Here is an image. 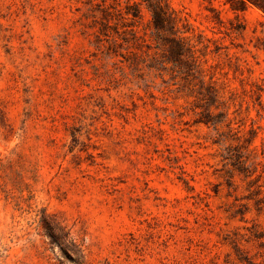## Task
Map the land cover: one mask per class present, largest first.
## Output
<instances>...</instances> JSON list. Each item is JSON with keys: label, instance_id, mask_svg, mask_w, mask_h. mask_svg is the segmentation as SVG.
Instances as JSON below:
<instances>
[{"label": "rangeland", "instance_id": "obj_1", "mask_svg": "<svg viewBox=\"0 0 264 264\" xmlns=\"http://www.w3.org/2000/svg\"><path fill=\"white\" fill-rule=\"evenodd\" d=\"M162 3L0 0V264H264V13Z\"/></svg>", "mask_w": 264, "mask_h": 264}, {"label": "trees", "instance_id": "obj_2", "mask_svg": "<svg viewBox=\"0 0 264 264\" xmlns=\"http://www.w3.org/2000/svg\"><path fill=\"white\" fill-rule=\"evenodd\" d=\"M146 3L147 8L151 13V22L153 30L151 36L153 39H162L166 42L170 40L175 43L177 51L176 54H182L184 37L179 36V32H185L178 29H174L172 14L168 8L162 3V0H141ZM225 3H229L230 7L234 10H245L249 4H252L259 8L264 13V0H225ZM169 31L174 36L163 37L164 31ZM171 38V39H170ZM207 94L214 97L213 86L207 85L205 87ZM40 225L43 230V234L48 238L51 249L58 247L62 256L70 259L75 264H85V255L82 245L78 243L65 227L54 217L47 219L43 217L40 219Z\"/></svg>", "mask_w": 264, "mask_h": 264}]
</instances>
